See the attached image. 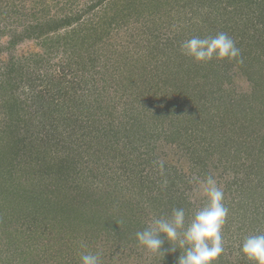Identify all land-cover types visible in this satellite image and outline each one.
I'll use <instances>...</instances> for the list:
<instances>
[{"label": "rangeland", "instance_id": "obj_1", "mask_svg": "<svg viewBox=\"0 0 264 264\" xmlns=\"http://www.w3.org/2000/svg\"><path fill=\"white\" fill-rule=\"evenodd\" d=\"M213 1L158 0L161 17L98 28L109 0H0V264H81L87 252L103 264H165L135 234L174 208L190 222L207 203L195 178L209 175L229 210L216 264H251L239 244L264 233V170H247L250 148L238 158L221 138L241 127L255 132L244 142L260 144L264 57L250 26ZM64 17L79 20L40 37L29 30ZM219 32L242 62L181 53L184 41ZM77 208L88 223L70 228ZM107 215L122 221L104 225L97 216Z\"/></svg>", "mask_w": 264, "mask_h": 264}, {"label": "clouds", "instance_id": "obj_2", "mask_svg": "<svg viewBox=\"0 0 264 264\" xmlns=\"http://www.w3.org/2000/svg\"><path fill=\"white\" fill-rule=\"evenodd\" d=\"M180 50L196 63H209L213 59L242 62L240 49L224 32L193 37L184 41ZM155 163L162 173L164 162ZM195 181L207 203L194 213L190 222L186 223L184 208H174L170 216H153L149 225L135 234L139 245L162 260L165 240L169 244L168 253L180 252L175 264H216L224 252L222 229L229 210L224 204L223 188L211 175ZM239 253L251 264H264V233L246 236L239 244ZM80 260L81 264H103L99 252L83 253Z\"/></svg>", "mask_w": 264, "mask_h": 264}, {"label": "trees", "instance_id": "obj_3", "mask_svg": "<svg viewBox=\"0 0 264 264\" xmlns=\"http://www.w3.org/2000/svg\"><path fill=\"white\" fill-rule=\"evenodd\" d=\"M154 1H158V0H109V4L107 5V9H105L108 12L106 11V13L103 16H101L100 18L97 19V21H98L97 23L99 24L98 28L100 26L101 27L107 26V25L110 26L113 22H117L118 19L116 20L115 17L116 18L120 17L121 19H127V17L133 15V16H139L142 18H144V17L146 18V17L152 16L156 13H158L159 17H161V12L159 10L156 11V9L153 8V5H154L153 2ZM173 1H175V0H173ZM193 1L203 2L205 0H193ZM206 1H208L209 3L214 2L213 0H206ZM162 2H164L163 4L166 5V4H168L169 0H162ZM219 3H222V4L224 3L225 4L224 8H230L231 9L227 13V15L230 13L236 19L242 20V21L246 22V24L248 26H250V28L254 32V34L250 38V39H252L251 47H259L258 58L264 57V39H263V36L261 34V33H264V0H219ZM94 6H96V5H91L90 9L94 8ZM108 6H109V9H108ZM111 12H113L112 15H111ZM76 18L64 17V18L57 19V20H48L46 22L41 23L40 25L36 24L34 27L30 26L29 30L32 31V34L34 36L40 37V36L45 35L51 31H57L61 28L71 26L72 22H75V21L77 22L79 20V17H76ZM103 28H105V27H103ZM103 28H102V30H103ZM84 30L89 31L90 29L84 27L82 29L72 31V32L75 34H79L81 32H78V31H84ZM105 30H103V31H105ZM95 39H97V38L95 37ZM99 40L100 39H97L96 41H99ZM16 42H17L16 40L9 41V46H12ZM258 58L252 56L250 58L251 59L250 61L254 60V62L257 64L262 63V61H259ZM219 93L221 94V92H219ZM257 98H259V96H257ZM217 100H220V99H217ZM261 100H262V98H261ZM226 108L223 109V110H225V114L228 113V110ZM241 111H240V113H241ZM243 114L248 115V112L243 110ZM261 118L263 119V117H261ZM233 128H234V130L238 129L237 132L235 133L234 137L229 139L228 137L226 138V136L223 134L221 141L228 139V140H225L224 142L222 141L225 144V146L226 145L229 146L230 143L234 144L235 147H233L231 149H233L234 154H236V157H238V158H241V156L239 154L241 149L250 148L249 150L243 149L244 151H246L243 155H245L247 160L249 161L250 158L252 159V161L249 162V163H251L250 164L251 167L247 168V170L249 169L252 171L254 169V166H256L258 172H260L261 169L264 170V134H261L260 144H258L257 146H255L256 145L255 144L253 146V145H250L251 141H248L247 143L244 141L247 140L248 136H251V135H249L250 133H252V134L255 133L254 131H250V133H244V132H246L247 129H244L241 127H237V128L233 127ZM213 132H215V127L213 129ZM255 147H257V148H255ZM253 163H255V164H253ZM261 182L264 183V176L261 178L260 183ZM261 190L264 191V185L262 186ZM25 197H27L26 199H29L33 205L43 203V202H45V203L48 202V201L42 202L41 201L42 199H40L39 195L33 196V194L32 195L27 194ZM37 202H39V203H37ZM64 210L65 209H63L62 211L65 213L66 210L65 211ZM71 213L75 217L71 221H70V215L65 216V220L68 223V226H70V228L71 227L73 228V225L75 227L76 224H79V223H85L87 225L88 222H86V220H84V219L82 220V218H81L82 215H85L82 212V210L77 208L76 210H73V212H71ZM87 214L90 218H91V215H92V217H94V214H91V212L90 213L88 212ZM97 217L103 221L104 225H110V223H112L113 228L117 225V223H121V221H122V219L119 217V215L115 216V217L110 216V215H107L106 217H102V216H97ZM87 221H88V219H87ZM106 227H110V226H106ZM164 248L166 250L168 249V247H164ZM164 261H165V264H175L176 259L172 258V256H170V254L166 251L165 255H164Z\"/></svg>", "mask_w": 264, "mask_h": 264}]
</instances>
